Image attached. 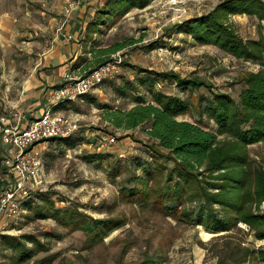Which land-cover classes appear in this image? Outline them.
I'll return each instance as SVG.
<instances>
[{
    "label": "rangeland",
    "instance_id": "obj_1",
    "mask_svg": "<svg viewBox=\"0 0 264 264\" xmlns=\"http://www.w3.org/2000/svg\"><path fill=\"white\" fill-rule=\"evenodd\" d=\"M26 1H31L30 6ZM222 1L176 0L175 4H171L170 0H154L144 10L130 11L111 27L107 21L101 26V31L93 35V46L97 49H110L115 43L128 39L140 42L109 55L110 59L120 56L122 64L118 76L104 81L98 92H93L97 95L96 103L105 108L84 106L78 116L74 115V111L61 113L79 126L71 137L80 140L78 145L66 149L52 141L37 147L43 164L42 174L32 181L34 188L28 200H20L22 207L19 214L11 221L1 217L0 236L11 237L13 242L24 245V254L34 250L35 245L26 242L23 236L36 238L43 247L24 261L18 260L20 257L16 249L3 250L0 246V264H41L42 261L50 264H141L150 259H153V264H217L219 257L234 255L238 245L254 252L264 250V240L256 239L243 223H238L230 232L214 234L201 226L185 225L178 218L166 216L155 203L144 208L135 202L136 198L123 196V190H129L136 184L132 178L143 175L144 165L152 163L147 148L149 141L143 133L146 125L133 131H120L104 120L106 107L128 110L135 104L134 96L144 95L147 103L151 102V94L146 92L147 86L139 88V93L125 97L119 94L117 89L123 87L124 83L145 76L126 65L156 73L172 72L186 79L194 77L210 85L212 92L228 94L238 102L241 79L247 73L258 72L260 63L235 59L214 46L199 45L191 37L178 34L174 29V25L182 21L211 12ZM35 3L32 0H0V13L21 10L25 6L35 8ZM37 3L41 9L45 8V3ZM85 3L86 0H81L79 7ZM92 16H88L90 20ZM228 23L243 41L257 40L259 36L264 40V22L258 26L256 19L238 14L230 15ZM1 40L0 59L14 57L16 49L11 50L13 42L4 43ZM154 42H157V46L148 51L147 47ZM155 83V92L190 98L195 106L200 96L211 99L205 87L192 91V94H180L174 84L159 80ZM194 107L177 120L205 126V118ZM209 129L214 130L212 122ZM105 136L114 137L115 142L101 147L100 138ZM5 150L0 138V161L5 156ZM248 152L250 159L264 170V142L249 146ZM143 163L137 168L138 164ZM167 166L171 167L172 164L167 163ZM114 167H119L120 172L111 176ZM9 182L10 177L0 166V192ZM213 191L217 193V190ZM41 197L47 199L46 207L76 210L92 221L109 219L119 221L122 226L110 232L98 244L91 245L83 231L86 224L83 230L73 231L44 219L43 215H33L24 208L27 201L32 206L42 205ZM180 209L187 214L192 213L194 218L198 214L196 203H189ZM251 209L255 214L264 215V202L253 204ZM214 211L221 216L217 206ZM201 215L207 219L206 212Z\"/></svg>",
    "mask_w": 264,
    "mask_h": 264
},
{
    "label": "trees",
    "instance_id": "obj_2",
    "mask_svg": "<svg viewBox=\"0 0 264 264\" xmlns=\"http://www.w3.org/2000/svg\"><path fill=\"white\" fill-rule=\"evenodd\" d=\"M152 1L106 0L87 24L81 63H86V68L93 70L108 62L110 54L140 42L128 39L115 43L110 49H97L93 46V35L100 32L107 21L111 27L130 11L142 10ZM238 14L256 19L260 26L264 22V0H223L211 12L174 25L176 33L191 37L199 45L214 46L235 59L260 63L258 72L247 73L241 79L238 102L228 94L212 92L210 85L194 77L186 79L172 72L156 73L126 65L145 76L124 83L123 87L117 89L119 94L125 97L139 93V88L147 86L146 92L151 94V102L147 103L144 95L134 96L135 104L128 110L106 107L104 120L120 131H133L146 125L143 133L149 141L147 148L152 163L137 165V168L144 165L143 175L132 178L136 184L129 190H123V196L136 198L135 202L144 208L155 203L166 216L178 218L185 225L201 226L214 234L230 232L238 223H243L256 239L264 240V215L251 211L253 204L264 202V170L250 159L248 152L249 146L264 142V40L260 36L257 40H241L228 23L230 15ZM155 46L157 42L151 43L148 51ZM158 80L174 84L180 94H192V91L205 87L211 99L200 96L195 106L190 98L155 92L154 85ZM68 102L71 101L60 104ZM95 107L105 108L99 104H95ZM192 107L199 109L200 116L206 120L205 126L177 120ZM210 122L214 125L213 131L209 129ZM71 137L47 142L53 141L58 146L72 149L80 140ZM167 163L172 166H167ZM119 172L120 168L114 167L111 176ZM213 190H217V193ZM25 199L28 200V197ZM40 201L42 205L32 206L27 201L23 206L33 215H43L44 219L73 231L83 230L86 224L83 231L91 245L98 244L110 232L122 226L119 221L109 219L92 221L76 210L46 207L47 199L44 197ZM189 203L198 206L195 218L192 213L187 214L180 209ZM215 206L221 212L220 217L215 214ZM202 212L208 214L207 219L202 217ZM52 235L60 237L49 234ZM23 238L35 245V249L24 254V245L13 242V238L5 235L0 236V246L3 250L16 249L20 257L18 260H29L34 251L43 246L32 236ZM219 258L217 264H264V250L254 252L238 245L234 255ZM153 263V259H150L141 264ZM41 264L50 263L42 261Z\"/></svg>",
    "mask_w": 264,
    "mask_h": 264
},
{
    "label": "crops",
    "instance_id": "obj_3",
    "mask_svg": "<svg viewBox=\"0 0 264 264\" xmlns=\"http://www.w3.org/2000/svg\"><path fill=\"white\" fill-rule=\"evenodd\" d=\"M32 1L36 9L25 6L0 13L1 42H13L11 50L16 49L14 57L0 59V115L8 116L9 107L15 106L22 116L21 127L47 109L59 115L74 111L78 116L82 107L98 104L93 92H98L99 87L86 98L63 103L66 109L55 100V91L62 86L66 74L79 77L91 70L81 63L82 41L87 34L88 16L106 0H86L67 19L62 16L64 0ZM37 2L45 3V8L41 9ZM87 57L90 59L88 54ZM0 166L9 177L1 161Z\"/></svg>",
    "mask_w": 264,
    "mask_h": 264
},
{
    "label": "built area",
    "instance_id": "obj_4",
    "mask_svg": "<svg viewBox=\"0 0 264 264\" xmlns=\"http://www.w3.org/2000/svg\"><path fill=\"white\" fill-rule=\"evenodd\" d=\"M80 1L64 0V19L78 9ZM170 3L175 4L176 0H170ZM121 64L122 59L117 56L82 76L66 74L62 86L55 91V100L58 103L75 101L92 93L104 81L117 76ZM21 121L22 116L15 106L9 107L8 116L0 117L1 144L6 149L1 165L10 177L9 184L0 192V219L3 217L8 221L19 214L20 200L30 195L34 188L32 181L42 174L43 164L37 147L50 139L70 137L79 129L73 119L55 114L51 109L33 118L25 127H21ZM114 142V137L105 136L100 138L99 145L105 147Z\"/></svg>",
    "mask_w": 264,
    "mask_h": 264
}]
</instances>
